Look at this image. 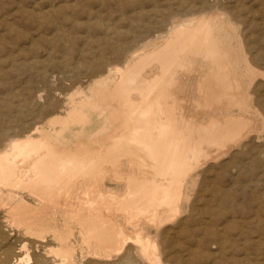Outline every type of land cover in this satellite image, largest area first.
<instances>
[{
  "label": "bare ground",
  "instance_id": "6f19581e",
  "mask_svg": "<svg viewBox=\"0 0 264 264\" xmlns=\"http://www.w3.org/2000/svg\"><path fill=\"white\" fill-rule=\"evenodd\" d=\"M218 6L169 13L164 34L119 48L122 65L104 64L85 89L71 90L61 112L41 102L20 133L0 128L4 221L17 232L23 225L52 264H83L125 247L139 264H166L163 246L193 214L204 190H195L200 181L231 162L262 166L258 138L226 147L260 119L244 100L264 93V83L252 82L248 66L250 57L259 60L258 51L246 47L238 21ZM13 234L0 236V264H27L33 249L17 255Z\"/></svg>",
  "mask_w": 264,
  "mask_h": 264
},
{
  "label": "rangeland",
  "instance_id": "374dc122",
  "mask_svg": "<svg viewBox=\"0 0 264 264\" xmlns=\"http://www.w3.org/2000/svg\"><path fill=\"white\" fill-rule=\"evenodd\" d=\"M227 1L0 0V128L10 133L16 128L20 133V125L30 123L29 113H34L43 102L52 104V113L61 112L67 95L75 89H85L104 72L107 63L122 65L119 48L139 47L155 35L164 34L168 27L167 15L183 13L185 6H202L203 11H208L209 6L219 5V10L238 21L246 47L259 53L264 43V0H230V4ZM39 34L44 36L39 38ZM40 94L38 100L36 96ZM50 115H44L43 119ZM261 150L262 166L250 163L238 166L231 162L221 169L216 167L205 181H200L195 190H204L195 210L168 237L162 261L166 264H264V148ZM219 192L228 195L226 203L219 201ZM0 214L4 219L3 210ZM10 242L12 249L17 250L16 234L11 235Z\"/></svg>",
  "mask_w": 264,
  "mask_h": 264
},
{
  "label": "snow or ice",
  "instance_id": "6c2138e0",
  "mask_svg": "<svg viewBox=\"0 0 264 264\" xmlns=\"http://www.w3.org/2000/svg\"><path fill=\"white\" fill-rule=\"evenodd\" d=\"M248 66L252 82L264 83V43L260 45L259 60L250 57ZM244 103L247 110L253 113L258 112L260 119L254 125L245 126L240 132L233 134L227 142V148H238L242 142H246L245 136H249L253 140L258 138L260 145L264 146V93L251 97L245 95ZM149 114V112H144L141 115L147 117ZM67 163L72 164L73 160L70 159ZM61 167L64 168L65 165ZM81 172L85 175L89 173V165L87 163L81 164ZM16 228L17 225L15 224L8 225L4 221L2 214H0V236H6L10 231L18 236L19 242L16 245L17 255L23 256L24 252H26L29 247H32L33 251L27 260V264H52V257L50 255L43 254L33 246V242L36 238L32 236L30 232L24 230L23 225L19 226L20 231L18 233L15 232ZM83 264H139V261L135 255L129 259V250L125 247L118 251L111 252L103 258L94 259L89 256L84 260Z\"/></svg>",
  "mask_w": 264,
  "mask_h": 264
}]
</instances>
